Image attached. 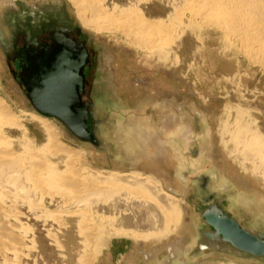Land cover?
<instances>
[{
    "label": "rangeland",
    "instance_id": "rangeland-1",
    "mask_svg": "<svg viewBox=\"0 0 264 264\" xmlns=\"http://www.w3.org/2000/svg\"><path fill=\"white\" fill-rule=\"evenodd\" d=\"M127 1L130 3L129 1L132 0H107V5L109 7L112 3L126 5ZM138 1L133 0L134 7L136 6L138 12L144 11V13L153 4L159 3L158 0H142L137 4ZM14 2L17 7L6 5L1 8L3 10L0 9V31L6 38L5 45L0 41V99L9 106L19 125L10 129L11 134L8 136L9 140H12L13 150L17 154L24 155L22 147L24 144L29 145L31 149L45 144L46 131L36 117L48 119L49 123L56 128L54 129L58 135V142L68 151L71 150L70 153L77 162L75 163L79 174L88 177L95 176L96 173L108 176L110 172H138L150 176L165 192L174 196L176 204H179L181 218L185 217L188 211L192 217L189 225H184L177 220L173 227L170 224L174 223L170 222L167 234H164L162 225L157 227L148 225L130 232L127 230L131 236H117L113 228L114 232L113 229L109 230L112 234L107 230L110 235L109 237L107 235L108 241L105 239L104 243L99 245V242H89V240L86 242L84 236L80 234L79 219L72 215L70 217L72 213L69 212H67L69 216L66 215L69 204L68 201L64 202L65 198L55 196L52 192H42L40 196L38 195L39 197L36 195L32 199L33 202L36 201V206H32L30 202L19 204L11 199V194H8L10 196L7 195L6 198L9 202L5 200L4 207L1 206L3 210L5 209L3 213L12 210L9 213L15 215L13 218L18 221L8 218L4 222L9 221L10 224L5 223L13 227H8L10 232L8 235L12 236L11 233H13L20 241L18 240L17 246L16 242L6 240L10 248L14 245L18 247H14L15 250L18 249L17 254L15 253L17 256H12L14 250H10V254L4 253L5 249H1L2 246H0V264L3 262L4 264H163L165 261V264H171L168 263L171 257L167 253V246L177 237L183 239L186 249L185 254L182 252L177 255L178 264H188V262L189 264L220 262L264 264L263 259L250 256L246 252H236L225 244H219L217 249L202 234L213 231L202 215L215 204H219L224 214L237 220L243 229L264 234V209L261 211L256 206L258 204L264 208V165L262 166V163L255 158L254 162L246 160L240 149L235 148L233 141H230L231 134H227L230 130H234L237 108H240V111L243 110L244 120H254L253 128H258L260 124L264 126V67L251 62L243 53L237 51L234 45L230 47L231 45L223 40L219 30L207 28L199 31L198 37L195 38L193 35L189 37L190 44L187 48L190 51L187 48V50H178L179 59L181 58L178 64L175 61L171 63L168 61L159 73L154 74L151 70L143 69L144 53L131 46L120 33L111 35L84 29L77 17L79 8L73 0H15ZM166 5L163 0L162 6ZM87 12L88 14L83 13L86 16L92 15L90 11ZM25 14L29 16L25 19L26 21H36L37 24L39 17H47L55 27L63 26L67 31H76L75 39L82 42L88 51L90 64L87 63L82 71L85 79L82 103L91 105L88 111L97 115L95 119L94 117L87 119V129L94 135L95 140L102 142L104 148H100L98 144L88 139L74 136L58 118L39 113L26 98L21 79L23 73L21 64L26 65L22 52L27 46L22 36L25 32L19 26H14L10 20L15 19L25 28H33L26 21H20V16ZM184 23L187 25L189 21L185 20ZM48 25L51 24H43L44 27H49ZM188 30L190 29H187L186 33L189 32ZM17 31L19 35L14 41L13 37ZM184 35L186 36L183 34L182 37L178 35L180 38H176L177 46L184 41ZM7 50L10 53H7ZM193 50H197V53L192 52ZM106 57H114L110 63L114 80L110 78L112 75L107 68ZM174 62L177 66L173 65ZM171 65L175 66L174 69ZM131 70L135 74L133 76L138 78L149 77L153 95H157L163 89L185 98L190 91V112L193 115L194 133L190 136V145L187 147L181 139L179 140L178 133H169V147L172 148L173 155L169 153L165 164L160 166L165 175L150 172L140 166L141 159L137 158L138 151L142 148L139 142L141 137L130 128V120L135 112L132 109L128 111L125 107V104L131 108L135 107L138 100V94H132V87L129 84ZM172 71L177 78L174 75L172 79L170 78L168 73ZM226 76L230 77L226 78ZM110 83L115 84L114 87L121 102L112 99L114 96L109 87ZM184 107L189 108L185 105ZM159 108L161 103L157 102L139 113L145 118L148 117L149 122L146 127L149 130H159L153 113ZM224 124L230 126H227L230 129L227 128L229 130L226 134L222 131V125L226 126ZM208 144L224 163L223 176L230 184L228 183L222 189L214 188L219 175L216 173L215 178L205 171L212 166L209 160L204 158V165L199 163L200 150ZM119 148L128 157L126 163L115 159V157H123ZM53 151L52 149L44 152L45 154L43 153L41 157L52 164H57L58 169L64 171L65 167L61 163L64 155L59 153V156H56ZM155 151L154 148H150L151 155ZM185 186L188 187L186 192L181 189ZM239 190H242L251 200L254 199L253 202L256 204L247 205L238 202ZM1 207L0 211H3ZM49 214L59 216L61 214V217L59 221H55ZM108 228L111 229L106 227ZM153 229L164 237L160 239L155 237V234L151 232ZM172 229L174 233L170 232ZM8 246L6 249L9 248ZM143 252L149 253L153 258L150 261L145 260ZM130 255L133 256L131 262L128 260ZM176 261L173 262L176 263Z\"/></svg>",
    "mask_w": 264,
    "mask_h": 264
},
{
    "label": "bare ground",
    "instance_id": "bare-ground-1",
    "mask_svg": "<svg viewBox=\"0 0 264 264\" xmlns=\"http://www.w3.org/2000/svg\"><path fill=\"white\" fill-rule=\"evenodd\" d=\"M14 1L15 0H0V9L6 5L12 7L15 6ZM73 1L79 8V15L77 17L82 23L84 29L98 33H109L111 35L120 33L131 46L144 53L143 69L146 71L151 70L154 74L159 73L164 68V64L168 61L170 63L175 61L176 64H178L181 59H179L178 50H184L187 48L188 44H190L188 39L191 35L196 38V36L198 37L199 31L207 28L219 30L223 36V40L230 44V47L234 45L236 47L235 49H237V51L239 50L240 53H243L251 62L264 67V0H165V3L167 4L166 6H162L163 0L162 2L158 0L159 3L156 2L149 7V10L146 13H144V11L138 12L136 6L134 7L133 0L129 1L130 3L127 1L126 5L112 3L110 7L107 5V0ZM139 1L137 4L140 3ZM87 11H90V14L92 15L86 16L85 13L88 14ZM10 20L13 23V19L11 18ZM185 20H188L189 24L185 25ZM13 25L15 26L14 23ZM187 29H190L188 30V33H186ZM75 33L76 31L73 34ZM2 34L3 33L0 31V41L5 45V34ZM183 34H186V36L184 35L185 39L180 46H177L176 42H178V39L176 41V38L182 37ZM178 35H180V37ZM187 49L190 51L189 48ZM192 52L197 53V50H193ZM113 58H105L107 68L112 75L110 77L112 80H114V73L110 68V63ZM175 62L172 64L175 65ZM175 66L171 65V68ZM173 72L174 71L168 73L170 78H173ZM129 73V84L132 87V94H138V100L135 103V107L131 108L126 104L125 107L128 111L132 109L135 112L132 114V119L130 120V128L132 129V132L134 131L136 135L139 134L141 137L139 138V142L142 148L138 151L137 158L141 159L140 166H143L150 172L163 173L161 170L162 167L160 166L165 162L169 153L173 155L172 148L169 147L170 139L168 138V135L175 132L178 133L179 140L181 139L185 147H187L190 145V136L194 133L193 115L190 112V91H188L185 98L161 88H158L161 90L157 95H153L151 93V81L149 83L148 80L149 77L138 78L133 76L135 74L132 70L129 71ZM229 77L230 76H226V78ZM114 85L115 84L112 83L109 84V87L112 90V96H114L112 99L121 102L122 100L115 90ZM154 88L157 89V87ZM25 96L28 99L27 91ZM157 102L161 103V108L156 109L153 113L157 121L156 123H158L159 130H149L146 127L149 122L147 121L148 117L146 116L147 118H145L139 113ZM181 102L184 104H180ZM184 105L189 108L185 109L186 107H184ZM236 114L234 130L227 132V130L230 129V126L226 125L227 123L225 122L226 124L224 125L226 126L222 125L224 128V130L222 128V131H225L224 134H226V132L227 134H231L230 141H233L235 148L240 149L246 160L254 162L256 161H253L254 158L258 159V162H261L263 166L264 126L260 124L261 127L253 128V123H255L254 120H244V112L243 110L240 111V108L236 109ZM89 117H94L95 119L97 115L91 113ZM36 118L34 119L37 121L40 120L39 123L42 124L46 131V143L40 147H34V149H31L29 145L24 144V146H22L24 149L20 146L23 149L24 155H21V153L17 154L11 147L12 140L10 141L8 136L11 134L10 129L19 125L9 106L0 99V207H4V203H6L5 200L8 199L6 198L8 194H11L12 198H10L19 204L24 202L28 204V202H30L29 204L32 206H36V201H32L36 195H41L42 192H52L55 196L58 195L59 197L61 196L65 198V203L68 201V208H65L66 215L67 212H69L72 213L70 214V217L72 215L79 219L78 227H80V234L84 236L86 242H88V240L89 242H99V245H102L100 243H104L105 239L108 241L107 238L110 235L107 230L109 231L113 228L116 230L114 232L113 229V232L117 236H131V233H128V231H134V229L137 230V228L146 227L148 225L152 227L162 225L164 228V234H167L170 222L174 223L170 224L173 227L175 223H177V220L184 225L190 224L192 217L191 213L188 211L189 213L187 212V215L181 218L178 207L179 204H176L174 196L165 192L150 176L138 172H110L109 175L106 174L108 176L96 173L95 176H88V178L79 174L78 166L76 164L77 162L74 160L72 153H70L71 150L68 151L58 142L56 128L49 123L48 119L39 116ZM142 126H144L143 129H141ZM71 133L76 136L73 132ZM25 141L27 142V140ZM203 143L206 144V142ZM96 144H98L100 148L105 147L100 141H97ZM150 148L156 150L153 155L150 154ZM52 149L56 156H59V153L64 155V158L61 159V163L65 167L64 171L59 170L56 166L57 164H52L44 157H41L44 152H48ZM118 150L119 152L121 151L123 157H115V159H118L122 163H126L128 157L122 152L121 148ZM236 151L238 152V150ZM204 158H206L207 161L209 160V163L212 165L211 167L206 168L205 171L209 173L210 176L212 175L215 177L216 173L219 175L214 188L222 189L227 186L229 182L223 176L224 163L209 144L204 145L200 150L199 163L201 162L202 165H204ZM259 165L261 166V164ZM163 175H165V173H163ZM181 189L185 192L188 191V187L186 186L181 187ZM238 192V202L247 205L255 203L253 202L254 199L251 200L242 190H239ZM52 193L49 194L52 195ZM9 196L10 195H8V197ZM7 201L9 202V200ZM256 206L259 207L261 211L264 209L258 204H256ZM3 207H1L2 210ZM4 210L0 211V246H2L1 249H5L4 253H9L11 252L10 250H14V253L12 254L13 256L17 254L16 251L18 249L15 250L16 248L14 249V247L18 246L17 243L19 239H17L16 235L13 233H11L12 236L8 235V233L10 234L8 229V224L10 223H8L9 221H5L8 223L6 224L4 220H7L8 218L12 219L15 215L13 216L9 213L12 210L3 213ZM60 212L65 213V211L61 210ZM58 214L49 215L51 216V219L53 218V220L59 221L61 214L60 216ZM12 220L15 222L18 221L14 220V218ZM79 224L83 225L80 226ZM10 227H12V225ZM106 227H111V229H106ZM151 232L152 234L154 233L155 237L158 239L164 237L155 229ZM170 232L174 233V230L172 229ZM109 233L112 234V231H109ZM6 240L12 241L13 243L16 242L17 246L14 245L11 249ZM5 242L9 247L8 249H6L7 246ZM208 242L214 245L217 249H219V244H223L219 243L215 245L209 240ZM225 245L229 246L227 244ZM229 247L230 249H233L231 246ZM185 250L184 241L181 237H177L175 240L170 241L167 246V253L170 255L171 260L168 261V263L178 264V261H176L177 255H180L182 252V254H185ZM236 252L242 253L243 251L236 250ZM249 255L264 260V257L252 254ZM143 256L147 261H150L151 258H153V256L146 252H143ZM131 259H133L132 255L129 256V262H131ZM173 261H176V263ZM165 262L163 264H165ZM211 264L226 263L220 262Z\"/></svg>",
    "mask_w": 264,
    "mask_h": 264
},
{
    "label": "water",
    "instance_id": "water-1",
    "mask_svg": "<svg viewBox=\"0 0 264 264\" xmlns=\"http://www.w3.org/2000/svg\"><path fill=\"white\" fill-rule=\"evenodd\" d=\"M27 17L29 16L25 14L19 19L26 21ZM13 23L24 32H29L37 27L42 29L43 24L53 22L47 17H39L37 24L36 21H26L33 28H25L15 19ZM60 41V50L46 52L45 56L38 60H29L28 69L21 78L27 97L39 113L58 118L77 137L96 144L97 141L86 124L91 114L88 111L91 105L82 103V95L85 92L82 71L87 63L88 52L81 48L82 44L80 46L68 37H63ZM79 47L81 49H78ZM202 217L213 229L202 234L213 244H227L233 249L264 257V234L243 229L237 220L223 213L219 204L213 205Z\"/></svg>",
    "mask_w": 264,
    "mask_h": 264
},
{
    "label": "flooded vegetation",
    "instance_id": "flooded-vegetation-1",
    "mask_svg": "<svg viewBox=\"0 0 264 264\" xmlns=\"http://www.w3.org/2000/svg\"><path fill=\"white\" fill-rule=\"evenodd\" d=\"M33 6V4H31ZM13 7H17L16 5ZM49 27H44L42 29L37 28L36 31H29L25 32L23 41L27 43V46L23 49L24 54V61L26 62V65L21 64V67L23 69L22 76H24L25 71L28 69V62L29 60H38L40 57H44L46 52H52L54 50H60L62 47L58 42H61V38L68 37V39L75 41L78 45L81 46V48H84L82 42H78L75 39V34H73L75 31H67L66 33L62 32L60 29H64L63 26L61 27H55L53 23L51 25H48ZM65 30V29H64ZM19 32L17 31L14 34V41L16 39V36L18 37ZM30 42L32 43L30 45ZM13 47V46H12ZM80 47L78 49H81ZM7 53H10L9 50H7ZM87 63L90 64L89 60L87 59ZM86 63V64H87Z\"/></svg>",
    "mask_w": 264,
    "mask_h": 264
}]
</instances>
